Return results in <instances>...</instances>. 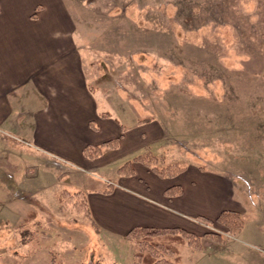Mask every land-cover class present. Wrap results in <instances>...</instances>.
I'll return each instance as SVG.
<instances>
[{
  "label": "rangeland",
  "instance_id": "rangeland-1",
  "mask_svg": "<svg viewBox=\"0 0 264 264\" xmlns=\"http://www.w3.org/2000/svg\"><path fill=\"white\" fill-rule=\"evenodd\" d=\"M66 2L86 42L91 87L105 92L101 104L109 101L125 124L157 119L164 138L146 152L153 163L187 166L176 177L185 185L212 189L222 182L229 206L239 213L234 230L197 215L192 231L203 245H179L181 264H264V0ZM3 135L0 264L139 260L133 242L101 230L84 194L76 195L77 183L106 191L104 170L75 173L79 168L58 160L69 169L40 168L41 179L31 187L28 163L6 153L29 145L15 134ZM36 198L48 208L36 209ZM1 200L12 206L1 207ZM31 208L37 216L26 214Z\"/></svg>",
  "mask_w": 264,
  "mask_h": 264
},
{
  "label": "crops",
  "instance_id": "crops-1",
  "mask_svg": "<svg viewBox=\"0 0 264 264\" xmlns=\"http://www.w3.org/2000/svg\"><path fill=\"white\" fill-rule=\"evenodd\" d=\"M85 44L66 0H0V142L7 146L3 133H12L29 145L10 147L6 153L28 163L26 173L35 182L30 186L41 179L40 168L56 166L63 173L66 166L58 160L79 168L75 173L104 170L109 176L106 191H87L77 183L75 192L84 194L101 230L121 235L136 225L196 230L197 215L215 220L224 209L236 210L229 206L228 191L222 182L217 184L220 181L212 189L203 182L205 186H194L193 181L185 185L176 178L179 173L161 175L138 160L131 174L118 170L150 151L153 143H162L163 129L157 119L125 124L110 110L109 101L101 104L105 92L91 87ZM116 137L117 146H105L96 157L85 155L88 144ZM172 185H180L182 192L168 195ZM33 203L36 209L48 208L38 198ZM1 204L12 206L7 200ZM36 211L31 208L26 214L35 217Z\"/></svg>",
  "mask_w": 264,
  "mask_h": 264
},
{
  "label": "trees",
  "instance_id": "trees-1",
  "mask_svg": "<svg viewBox=\"0 0 264 264\" xmlns=\"http://www.w3.org/2000/svg\"><path fill=\"white\" fill-rule=\"evenodd\" d=\"M119 143V137L106 140L101 144H88L85 147V155L88 157L99 156L103 152L105 146L115 147ZM148 152V151H146ZM146 152L135 156L132 160L126 161L118 169L120 172L131 174L134 172L133 161H142L144 164L150 166L152 169L160 173L161 175H177L184 171L187 166H181L175 164H164L158 167L154 164L153 159L148 157ZM167 194L172 196L182 192L180 185H172L166 190ZM82 194L77 192L76 195ZM32 214V213H31ZM239 213L236 210L224 209L220 212L215 221L219 223H226L230 226L231 230H234L235 226H238L237 220ZM205 219V218H204ZM232 219V225L227 221ZM208 222L213 220L205 219ZM241 224V221L239 219ZM214 234V233H211ZM210 235L205 233L204 236ZM216 235V234H214ZM217 236V235H216ZM127 239L133 242L135 247V255L139 257V260L135 264H181V254L179 245L190 244L194 248H202L203 241L198 234L184 227L179 226H147L136 225L130 228L125 234Z\"/></svg>",
  "mask_w": 264,
  "mask_h": 264
}]
</instances>
